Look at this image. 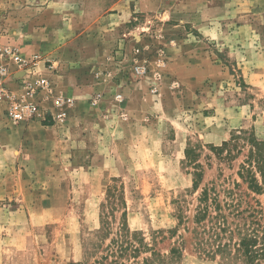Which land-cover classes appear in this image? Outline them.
I'll use <instances>...</instances> for the list:
<instances>
[{
	"label": "rangeland",
	"instance_id": "obj_1",
	"mask_svg": "<svg viewBox=\"0 0 264 264\" xmlns=\"http://www.w3.org/2000/svg\"><path fill=\"white\" fill-rule=\"evenodd\" d=\"M211 1L0 0V41L36 55L32 72L49 82L30 95L23 80L34 78L24 76L22 95L44 112L55 97L73 100L60 121L30 119L53 126L41 135L26 128L19 142L0 102V264H88L101 211L114 226L123 211L102 206L109 186L125 201L128 227L147 241L162 231L155 248L179 247L180 264H217L194 249L195 197L205 185L231 229L264 228V193L237 174L247 144L239 141L231 161L210 149L240 131L264 140L263 1L216 0L220 9L207 13ZM206 24L222 30L199 31ZM243 24L257 30L235 31ZM194 38L219 72L182 71L178 46ZM186 44L188 58L196 47ZM188 146L202 168L197 191ZM180 211L188 220L177 226Z\"/></svg>",
	"mask_w": 264,
	"mask_h": 264
},
{
	"label": "trees",
	"instance_id": "obj_2",
	"mask_svg": "<svg viewBox=\"0 0 264 264\" xmlns=\"http://www.w3.org/2000/svg\"><path fill=\"white\" fill-rule=\"evenodd\" d=\"M44 124L50 125L51 122ZM240 140L247 144V153L239 164L237 174L247 183L249 189L262 194L264 193V140H258L253 134L240 131L218 146L211 145L210 149L218 159L231 161L235 159L241 147H244L240 146ZM184 153L186 163L192 167L190 172L192 188L197 191L202 179L201 164L192 147H186ZM107 195V203L102 205L104 209L107 208V204H111L112 210L122 207L123 211L115 226V222L107 220V213L101 211V227L96 233V239L85 246L86 259L92 258L88 264H180L182 251L179 247L172 246L167 253L157 250L155 235L162 231H156L152 240L147 241L141 231L131 230L128 227L125 201L118 194L117 189L109 186ZM195 200L192 216L195 226L192 231L196 251L211 260L218 257L217 264H264L262 226L257 224L250 227L249 224L231 229L222 214L213 187L207 185L201 187ZM212 209L216 211L214 215L211 214ZM176 218L177 226L185 224L188 220L181 211ZM170 231L174 232V230Z\"/></svg>",
	"mask_w": 264,
	"mask_h": 264
},
{
	"label": "built area",
	"instance_id": "obj_3",
	"mask_svg": "<svg viewBox=\"0 0 264 264\" xmlns=\"http://www.w3.org/2000/svg\"><path fill=\"white\" fill-rule=\"evenodd\" d=\"M37 56H31L30 58H24L18 53L15 46L11 44H4L0 42V102L6 103L5 116L8 120L14 123L24 122L38 116H51L56 122L60 121L66 115V109L72 104L71 98L55 97L52 99L50 106L44 112L40 103L26 100V96H17L16 94L8 91L5 86V80L10 74V65L22 71L20 79H24V76H30L29 81L23 80L27 94L33 95L34 90L39 87H48L49 82L45 78H37L32 72L33 66L36 64ZM147 73V67L145 65H136L135 74L137 76L145 77ZM32 76V77H31ZM26 79V78H25ZM39 84V85H36ZM100 94H96L98 96ZM120 94H116L115 98H119Z\"/></svg>",
	"mask_w": 264,
	"mask_h": 264
},
{
	"label": "crops",
	"instance_id": "obj_4",
	"mask_svg": "<svg viewBox=\"0 0 264 264\" xmlns=\"http://www.w3.org/2000/svg\"><path fill=\"white\" fill-rule=\"evenodd\" d=\"M216 0H212V5L210 6L209 4H207V13H216L220 7H217L216 9H214V6H221L220 3H215ZM262 4L264 6V0H262ZM238 3V2H237ZM209 5V6H208ZM224 6V5H222ZM211 11V12H210ZM112 17V16H111ZM115 18H117V16H114ZM222 30V29H218L216 27H210L209 25H202L199 27V31H210V30ZM248 29V31L251 30H257L256 27H248L247 24H243L241 26H239L238 28L235 29V31H246ZM251 35V34H250ZM222 36H224V33H222ZM237 37V35H236ZM189 42V44H191V48L192 47H196L195 49H190V54L187 57L183 56V52H184V46L186 48V42ZM2 42V41H0ZM209 43V42H208ZM204 43L200 41V39H185L184 42H181V44L178 46L179 48H181V56L180 59L177 60V64L180 65V68L182 69V71L184 72H189V73H195L197 77L199 78H207L211 75H214L217 71L219 72V69L217 67V65L214 63V61H212V58L210 56V53L208 52V50H204ZM200 48V50H199ZM240 48V47H237ZM191 59V63L188 62V60ZM188 64V65H187ZM11 66V65H10ZM13 67V65L11 66ZM170 68L174 67V63H170L169 65ZM13 70V68L11 69ZM20 77L21 74H19V71H10V74L7 76L6 80H5V86L8 89V91L16 94V95H22L24 93V88L21 85V81H20ZM3 106L2 104H0V119L2 118L1 115L3 116ZM48 122H51L50 118L48 117L47 119ZM21 125L15 123L14 127H15V142H19L21 135L24 133V130L26 128H33V130L38 133L39 135H41L45 128H49L52 127L53 125H46L43 126L42 125V121L40 119H34V120H30L27 121L26 123H20ZM33 131V132H34ZM5 140L1 141L0 140V148L3 147L5 145ZM1 151V149H0ZM19 156V155H18ZM17 157H15L16 159Z\"/></svg>",
	"mask_w": 264,
	"mask_h": 264
}]
</instances>
